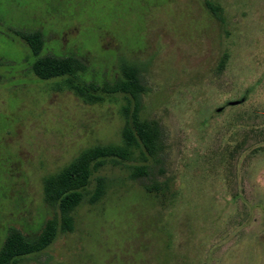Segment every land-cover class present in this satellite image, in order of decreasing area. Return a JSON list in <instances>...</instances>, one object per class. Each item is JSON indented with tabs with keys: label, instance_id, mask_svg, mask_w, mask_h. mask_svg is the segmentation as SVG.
Here are the masks:
<instances>
[{
	"label": "rangeland",
	"instance_id": "rangeland-1",
	"mask_svg": "<svg viewBox=\"0 0 264 264\" xmlns=\"http://www.w3.org/2000/svg\"><path fill=\"white\" fill-rule=\"evenodd\" d=\"M24 30L41 33V54L77 57L83 82L134 67L137 111L159 130L154 155L92 173L69 228L42 179L120 144L127 101L89 104L34 76ZM95 176L104 192L89 204ZM48 221L51 242L14 264H264V0H0V245Z\"/></svg>",
	"mask_w": 264,
	"mask_h": 264
},
{
	"label": "trees",
	"instance_id": "trees-1",
	"mask_svg": "<svg viewBox=\"0 0 264 264\" xmlns=\"http://www.w3.org/2000/svg\"><path fill=\"white\" fill-rule=\"evenodd\" d=\"M209 9L213 6L206 2ZM18 37L26 44L32 59L29 62L30 71L39 79L62 78V84L70 89L83 102L92 104L103 100L104 95L120 93L127 103L121 107L125 117L121 129L120 144H94L82 149L72 160L54 174L42 179L44 197L56 203L62 215V224L69 228L71 218L68 212L75 208L83 199L90 176L106 159L124 160L137 150L140 155L151 156L157 151L159 130L153 122H148L139 116L137 111L139 93L143 90L134 67L123 66L121 77L103 83L83 82L80 80L85 70L82 62L73 55L41 54L43 39L37 30L17 31ZM130 98L133 108L128 110ZM147 167L140 164L136 174L146 173ZM133 174L130 173V176ZM105 181L102 176H95L92 192L86 197V202L93 204L104 192ZM146 193L159 200L164 189L157 185L145 186ZM159 189V192H156ZM151 192V193H149ZM160 193V194H158ZM53 223L48 221L44 230L34 241L27 239L20 231L11 229L6 233L0 245V264H14L24 255L37 252L46 247L55 235Z\"/></svg>",
	"mask_w": 264,
	"mask_h": 264
},
{
	"label": "water",
	"instance_id": "water-1",
	"mask_svg": "<svg viewBox=\"0 0 264 264\" xmlns=\"http://www.w3.org/2000/svg\"><path fill=\"white\" fill-rule=\"evenodd\" d=\"M237 101L235 100V101H230V102H228V103H236Z\"/></svg>",
	"mask_w": 264,
	"mask_h": 264
}]
</instances>
